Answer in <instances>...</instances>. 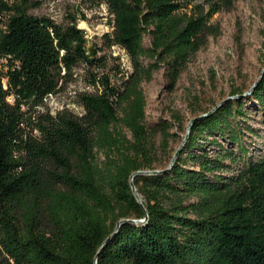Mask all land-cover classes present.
Masks as SVG:
<instances>
[{"label": "trees", "instance_id": "16d2710c", "mask_svg": "<svg viewBox=\"0 0 264 264\" xmlns=\"http://www.w3.org/2000/svg\"><path fill=\"white\" fill-rule=\"evenodd\" d=\"M104 1L113 28L100 38L132 64L120 83L88 54L77 17L60 23L31 13L34 1L0 0V264H95L97 252L96 264H264V153L252 158L242 143L239 98L195 119L168 169L133 176L147 220L113 233L119 219L144 217L130 176L157 168L174 134L147 123L141 82L164 67L172 89L219 34L212 16L235 0ZM80 65L91 87L77 94L82 114L42 109ZM250 94L264 105V72Z\"/></svg>", "mask_w": 264, "mask_h": 264}, {"label": "rangeland", "instance_id": "374dc122", "mask_svg": "<svg viewBox=\"0 0 264 264\" xmlns=\"http://www.w3.org/2000/svg\"><path fill=\"white\" fill-rule=\"evenodd\" d=\"M31 1L37 3L30 9L33 14L50 15L60 23H66L70 15L77 17V26L85 32L87 48L92 47L96 57L103 58L106 69L112 72V81L120 83V75L131 71L127 52L117 45H105L100 38L113 28V15L104 0ZM211 22L219 26V34L208 37L207 43L188 61L172 89L167 88L164 67L155 70L149 81L140 84L146 100L147 123L154 125L160 120L167 121L169 131L174 133L169 142V154L160 153L154 169L168 166L192 117L229 96L243 102L245 114L240 118L241 139L248 154L258 158L264 153V105L249 92L264 67V0H235L229 9L215 13ZM144 42H149L148 36ZM117 70L121 72L115 76ZM75 72V79L68 82L64 90L46 97L42 109L48 107L54 112L67 108L82 114L77 94L91 90V87L83 65ZM233 90L237 93L233 94ZM172 113L178 114L183 121V130L173 120ZM159 140L157 135L156 141ZM219 141L224 147L239 152L236 144ZM205 147L209 152L217 149L209 142Z\"/></svg>", "mask_w": 264, "mask_h": 264}, {"label": "water", "instance_id": "95a60500", "mask_svg": "<svg viewBox=\"0 0 264 264\" xmlns=\"http://www.w3.org/2000/svg\"><path fill=\"white\" fill-rule=\"evenodd\" d=\"M87 51H88V54H89L90 56L93 55V48H92V47L87 48ZM263 72H264V67L261 69V71H260V73H259V76H258L257 80L251 85V87H250V89H249V92L252 91L253 88L256 86V84H257L258 81L260 80V78H261ZM230 98H232V96H229V97H226L225 99H222L221 101H219L218 103H216L213 107H211L207 112H203V113H201V114H199V115H196V116L192 117V118L188 121V123H187V125H186V128H185V133H184V136H183V138H182V141H181L180 145L177 147V149L175 150V152L173 153V155L171 156L170 161H169V164H168V166H167L165 169H142V170H137V171H135V172H133V173L131 174V176H130V185H131L132 193H133V195H134L136 201H137V202L143 207L144 211H145V208H144V206H143L142 199H141L140 195L137 193V190H136V188H135V186H134V184H133V182H132V178H133V176L136 175V174H158V173H161V172H163L164 170L168 169V168L173 164V162H174V160H175V158H176V156H177V153H178L179 150L181 149V147H182L184 141L186 140V137L188 136V133H189L190 128H191V125H192V123L195 121V119L200 118V117H203V116H206L207 114L211 113L216 107H218L223 101H225L226 99H230ZM146 220H147V213H146V211H145V215H144V217H142V218H121V219H119V220L117 221L113 233L116 232L117 229H118V227H119V225H120L121 223L125 222V221L132 222V223H136V224H142V223H144ZM113 233H111V234H113ZM109 236H110V235H109ZM107 238H108V237H107ZM107 238H106V240H107ZM106 240H105V241H106ZM105 241H104V243H105ZM101 247H102V246H101ZM97 257H98V252H97L96 255H95V264H96V261H97Z\"/></svg>", "mask_w": 264, "mask_h": 264}, {"label": "bare ground", "instance_id": "6f19581e", "mask_svg": "<svg viewBox=\"0 0 264 264\" xmlns=\"http://www.w3.org/2000/svg\"><path fill=\"white\" fill-rule=\"evenodd\" d=\"M85 24V23H84Z\"/></svg>", "mask_w": 264, "mask_h": 264}]
</instances>
